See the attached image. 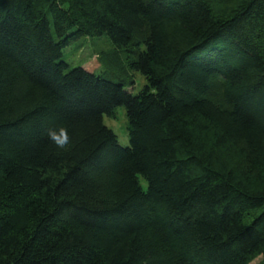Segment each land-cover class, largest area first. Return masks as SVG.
<instances>
[{"label": "trees", "instance_id": "trees-1", "mask_svg": "<svg viewBox=\"0 0 264 264\" xmlns=\"http://www.w3.org/2000/svg\"><path fill=\"white\" fill-rule=\"evenodd\" d=\"M101 36V74L68 69ZM118 107L125 147L103 124ZM257 257L264 0H0V264Z\"/></svg>", "mask_w": 264, "mask_h": 264}, {"label": "rangeland", "instance_id": "rangeland-1", "mask_svg": "<svg viewBox=\"0 0 264 264\" xmlns=\"http://www.w3.org/2000/svg\"><path fill=\"white\" fill-rule=\"evenodd\" d=\"M110 47V42L104 36L95 38H82L76 42L69 44L63 50L62 60L67 64L68 69L81 67L84 69L92 68V72L96 75L101 74V65L97 62V54L99 51H106ZM133 84L127 88L132 95H137L146 85L145 79L139 73H130ZM103 124L111 129L117 136L119 145L125 147L128 145L127 120L124 114V108L118 107L114 111L112 118L103 117ZM141 180L143 188L145 182ZM261 257H257L250 264H260Z\"/></svg>", "mask_w": 264, "mask_h": 264}, {"label": "clouds", "instance_id": "clouds-1", "mask_svg": "<svg viewBox=\"0 0 264 264\" xmlns=\"http://www.w3.org/2000/svg\"><path fill=\"white\" fill-rule=\"evenodd\" d=\"M53 139L56 140L60 146H63L67 142V138L63 136V133H61V137L53 135Z\"/></svg>", "mask_w": 264, "mask_h": 264}]
</instances>
